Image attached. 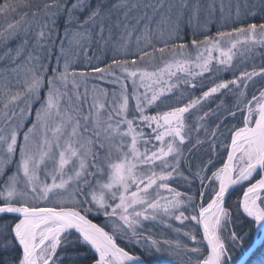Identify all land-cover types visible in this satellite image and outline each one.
<instances>
[{
  "label": "snow or ice",
  "instance_id": "obj_1",
  "mask_svg": "<svg viewBox=\"0 0 264 264\" xmlns=\"http://www.w3.org/2000/svg\"><path fill=\"white\" fill-rule=\"evenodd\" d=\"M0 15V264H264V0Z\"/></svg>",
  "mask_w": 264,
  "mask_h": 264
},
{
  "label": "rangeland",
  "instance_id": "obj_2",
  "mask_svg": "<svg viewBox=\"0 0 264 264\" xmlns=\"http://www.w3.org/2000/svg\"><path fill=\"white\" fill-rule=\"evenodd\" d=\"M3 2H4V0H0V3H3ZM9 2L10 3H20L21 0H9ZM31 2L32 3H39L40 0H31ZM225 3H227V0H225ZM19 15L20 14L18 13L17 18H19ZM5 22H6V17L3 15H0V26H3L5 24ZM250 22H252V21L250 20ZM255 22H260V21L257 18ZM35 29H36V25L34 24L33 25V31H35ZM213 32H215V27H213ZM190 36H191V31L189 30V37ZM66 48H67V44H66ZM72 51H75V50H72ZM93 53H94V55H93ZM261 54H264V49H259L258 53L255 57V63L257 66L261 63ZM70 55H71V52H70ZM112 55H113V52L111 49L104 50V49L94 48L93 52L89 53V56L92 57L90 63H91V65H99V66L103 67L105 65V63L111 62ZM96 57H98L99 59L97 60ZM76 66L79 69L87 72L89 78L86 81V84H87V87L89 89H91L94 84L97 86H103V87H107V88L111 89V85L107 84L104 81L97 79V77H99V75H100L99 73H93L90 71L89 60L86 59L84 56L81 55L78 57ZM250 66L251 65H249V67ZM226 78L231 79L232 78L231 73H228ZM81 91H83V88H81ZM196 94L199 95V92H197ZM230 95L231 94H229V96ZM225 99L227 101V98H225ZM216 103H219V101H216ZM211 106L213 108H215L216 104L212 103ZM205 110H207V108H205ZM193 119H194V117H193ZM173 186L177 187L178 190H181V191H183L184 187H185L183 185V182L180 181L179 179H177V181L175 183H173ZM174 224H175V226H179L178 222H174ZM166 235H168V233H166ZM174 237H176V233H174V232L170 233L169 238H174Z\"/></svg>",
  "mask_w": 264,
  "mask_h": 264
}]
</instances>
